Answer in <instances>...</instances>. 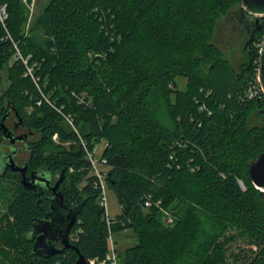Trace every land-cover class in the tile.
I'll return each instance as SVG.
<instances>
[{"label":"trees","instance_id":"trees-1","mask_svg":"<svg viewBox=\"0 0 264 264\" xmlns=\"http://www.w3.org/2000/svg\"><path fill=\"white\" fill-rule=\"evenodd\" d=\"M240 1L47 0L28 23L25 2L0 0V109L14 108L37 135L30 165L63 170L58 191L79 206L74 248L39 257L27 233L48 201L17 173L0 175V264L103 260L109 234L124 230L136 242L115 250L118 264H264V195L248 173L264 150L255 86L264 18L237 69L213 41ZM253 116L261 123L251 125ZM82 144L102 145L106 187L121 209L109 226Z\"/></svg>","mask_w":264,"mask_h":264},{"label":"water","instance_id":"water-1","mask_svg":"<svg viewBox=\"0 0 264 264\" xmlns=\"http://www.w3.org/2000/svg\"><path fill=\"white\" fill-rule=\"evenodd\" d=\"M235 6H238L240 14L257 19L253 32L258 30L259 27L256 28V26L260 23L259 19L264 17V0H241L240 4ZM257 77L264 94V42L259 50ZM0 130L4 134L7 131L3 119L0 120ZM6 137L10 136L6 135ZM21 139L20 136L15 137L10 140V143L13 144ZM4 168L20 174V184L25 190L49 200L48 211L42 218L32 220L31 228L27 233V239L31 242V252L39 257L48 258L65 249H73L68 235L79 213V206L67 201L57 190L63 180L64 171L59 172L58 179L51 185L47 175L42 176L37 171L25 175L26 167H19L12 159V154L7 156ZM248 173L252 185L264 195V150L249 164ZM74 264H87V262L82 255L78 254Z\"/></svg>","mask_w":264,"mask_h":264},{"label":"rangeland","instance_id":"rangeland-1","mask_svg":"<svg viewBox=\"0 0 264 264\" xmlns=\"http://www.w3.org/2000/svg\"><path fill=\"white\" fill-rule=\"evenodd\" d=\"M27 4L29 10L28 23H31L33 18L42 8V6L47 2V0H22ZM238 6L232 7L225 16L219 18L216 25V30L214 33L213 41L217 47L220 48L224 56L230 61L233 68L237 69L238 65L245 60V54L243 51V45L246 38L245 23L242 19L237 18ZM247 19V18H246ZM178 88H184V79H178ZM7 83L3 78L0 80V94L6 88ZM261 118L255 116L251 119V125L260 124ZM56 141L57 139L54 138ZM64 145H67L65 143ZM21 144H19V147ZM102 148L101 144L97 146V152ZM24 156V153L22 154ZM22 158L18 157L17 161L21 162ZM6 184L14 188L16 187V182L11 179H7ZM106 200H107V211L112 219H115L121 212L120 206L118 204L117 198L111 190L106 187ZM112 239L114 241V248L116 252H121L127 247L132 246L136 239L130 230H124L121 232H116L112 234Z\"/></svg>","mask_w":264,"mask_h":264},{"label":"flooded vegetation","instance_id":"flooded-vegetation-1","mask_svg":"<svg viewBox=\"0 0 264 264\" xmlns=\"http://www.w3.org/2000/svg\"><path fill=\"white\" fill-rule=\"evenodd\" d=\"M237 18L242 19L245 23V29H246V38L244 41V45H245L246 39L248 37H251L253 33V27L255 26V24H257L256 23L257 19L253 16H248V15L244 16L240 13L237 15ZM263 18H260L259 22L262 21ZM17 116L18 115L15 112L14 108L12 107L8 108L6 104L1 106L0 120L3 119V124L7 129V131L4 134L3 131L0 130V175L8 173V171H10L9 169L4 168V163L5 161H7V156L9 154H12V159L19 167H23V166L26 167L25 175H29V173L32 171H37L35 168H33L30 165L29 162L31 158L30 155L31 142L35 141L37 135L34 134L32 131L28 130L24 125L22 119L18 118ZM6 135H9L10 137L7 138ZM18 136L22 137V139L16 140L13 144H11L10 140ZM19 144H21L20 147ZM23 153L24 156L22 155ZM18 157L22 158L21 162L17 161ZM37 172L42 176L47 175V178L49 179L51 185H53L59 177V173L56 172L53 173H48L45 171H37ZM15 173H17L19 177H21L18 172ZM36 197H42L43 199L48 201V207H49V200L46 197L44 196H36Z\"/></svg>","mask_w":264,"mask_h":264},{"label":"built area","instance_id":"built-area-1","mask_svg":"<svg viewBox=\"0 0 264 264\" xmlns=\"http://www.w3.org/2000/svg\"><path fill=\"white\" fill-rule=\"evenodd\" d=\"M3 19H4V9L0 8V21H3ZM263 42H264V39L258 44L259 50ZM19 57L20 56L18 55L17 58ZM23 62L26 64L25 60ZM27 73L31 75V68L29 67L27 68ZM255 86L259 88V90L263 93L262 88L259 84L257 75H256V80H255ZM255 93L256 91H255L254 85H250L246 90L245 97L251 99L252 97H254ZM52 138L53 140L54 138L57 139L56 135H54ZM82 146L85 151V159L89 164V172L95 178L96 187H98L99 189V196H98L99 205L104 210V218L107 223V226H109V224L112 221V218L109 216L108 211H107L105 176H106L108 167L106 166V161L104 158L100 156V151L97 152L98 144H96L92 150L86 149L85 144H82ZM149 205L150 203L148 201H145L143 204V207H148ZM162 215H163L164 223L166 225H171L173 223V217L170 213L163 211ZM107 240H108V246H109V253L107 254L106 258L103 260H98L96 258L89 259L87 261V264H107V263L108 264H118L117 254L115 252L112 234H109Z\"/></svg>","mask_w":264,"mask_h":264}]
</instances>
